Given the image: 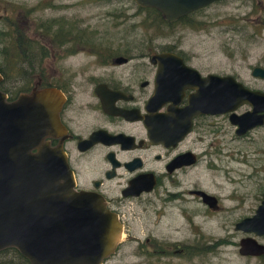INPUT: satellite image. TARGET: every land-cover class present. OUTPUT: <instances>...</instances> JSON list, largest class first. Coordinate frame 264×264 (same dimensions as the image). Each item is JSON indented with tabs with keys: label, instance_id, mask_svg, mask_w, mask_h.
Masks as SVG:
<instances>
[{
	"label": "flooded vegetation",
	"instance_id": "af4514ba",
	"mask_svg": "<svg viewBox=\"0 0 264 264\" xmlns=\"http://www.w3.org/2000/svg\"><path fill=\"white\" fill-rule=\"evenodd\" d=\"M245 2L249 4L246 24L250 36L264 35V14L259 16V6H264V0ZM205 6L168 21L167 25L177 22L187 25L194 18L193 13ZM90 25L82 18L60 16L47 22L48 30L40 32L44 42L23 40L25 52L20 58L11 53L9 67L10 71L23 72L17 77L24 83H7L6 100L44 90L48 100L56 101L57 123L43 140L51 146H62L77 189L101 194L117 213L123 235L128 233L116 249L123 240L134 241L135 254L152 264H161V258L170 257L172 250L182 254L186 253V247L195 245L172 240L159 231L173 202H177L183 222L192 225L198 214L195 208L189 214L185 206L189 196L209 210L221 207L217 195V206L212 207L196 192L204 188L184 184L190 172L201 170L205 162L214 166L206 157L211 158L219 149L204 142L203 132L210 120L207 118L213 119L222 113L229 117L230 112L197 113L191 118L190 129L185 130L190 117L183 108L196 88L180 83L177 77L183 75L180 72L174 75L172 68L165 71L166 77L173 78L169 83L160 79L161 65L179 66L178 62L161 55L174 53L202 75L215 71H203L199 67L200 55L180 47L176 39L162 43L150 36L141 47L139 42L130 41L131 34L127 37V33L118 34L119 38L114 39ZM256 65H264L251 66L253 78L261 81L264 77L252 73ZM232 75L250 89L264 91V83L251 80L247 83ZM252 109L253 105L245 102L236 112ZM258 125L264 122L251 128ZM136 209L148 214L150 226L143 237L132 233ZM196 231H199L197 227Z\"/></svg>",
	"mask_w": 264,
	"mask_h": 264
},
{
	"label": "rangeland",
	"instance_id": "374dc122",
	"mask_svg": "<svg viewBox=\"0 0 264 264\" xmlns=\"http://www.w3.org/2000/svg\"><path fill=\"white\" fill-rule=\"evenodd\" d=\"M259 7L260 16L264 14V6ZM248 11L245 0L215 1L194 12V18L187 25L177 22L157 27L150 23L154 13L135 0H0V30L8 33L0 40V49L8 46L12 52L20 38L42 43L45 39L40 32L48 30L47 22L71 16L90 22V27L114 39L119 38L118 34L127 33L126 37L131 34L130 41L139 42L141 47L150 36L162 43L176 39L180 47L200 55L199 67L203 71L231 73L247 83L250 80L264 83V79L256 80L251 74L253 64L264 65V35L250 36L246 24ZM37 47L40 51L39 44ZM20 75H23L20 70L10 71L6 83H24ZM207 120L204 142L219 149L211 158L206 157L214 166L205 162L201 170L190 172L184 185L199 186L214 193L221 207L209 210L189 196L185 206L190 215L193 208L198 214L192 225L183 222L177 202H173L159 231L172 240L195 245L186 247V253L182 254L172 250L170 257L161 258V264H264L263 254L239 251L242 237L251 235L264 243V234L236 228L239 219L255 212L264 192V125L237 135L228 114ZM134 218L132 233L143 237L150 226L148 214L137 210ZM127 233L122 237L126 239ZM135 250L134 241L123 240L103 264H152L135 254Z\"/></svg>",
	"mask_w": 264,
	"mask_h": 264
},
{
	"label": "water",
	"instance_id": "95a60500",
	"mask_svg": "<svg viewBox=\"0 0 264 264\" xmlns=\"http://www.w3.org/2000/svg\"><path fill=\"white\" fill-rule=\"evenodd\" d=\"M135 1L175 21L215 0ZM161 56L179 66L161 65L160 79L169 83L173 78L166 77L165 71L172 68L174 75H183L177 77L180 83L196 88L183 108L190 117L185 130L197 113L230 112L237 134L264 122V91L250 89L232 74L202 75L174 53ZM252 73L264 77V67L256 65ZM6 96L0 89V249L14 246L30 264H102L120 241L122 223L101 194L76 188L62 146L43 140L56 126V101L48 100L44 90L23 93L13 101ZM245 102L253 109L237 113L236 108ZM196 192L217 206L215 194L203 189ZM236 228L264 234V194L255 212L239 219ZM239 251L261 255L264 243L247 235L240 239Z\"/></svg>",
	"mask_w": 264,
	"mask_h": 264
},
{
	"label": "trees",
	"instance_id": "16d2710c",
	"mask_svg": "<svg viewBox=\"0 0 264 264\" xmlns=\"http://www.w3.org/2000/svg\"><path fill=\"white\" fill-rule=\"evenodd\" d=\"M148 11H152L154 13L153 18L150 23L155 24L157 27H161L162 25H167L168 21L165 20L160 11L155 7H146ZM169 24V23H168ZM8 33L6 31L0 30V40L6 37ZM21 41L15 43V48L12 52H10L8 46H3L0 49V72L3 75V78L0 80V88L3 91H7V76L10 73V60L9 55L13 53L16 58H20L26 49L22 46L23 39L20 38ZM24 45V43H23ZM28 50V48H27ZM18 70H14L16 72ZM23 73V72H22ZM0 264H30L28 258L21 253L18 248L14 246H8L0 249Z\"/></svg>",
	"mask_w": 264,
	"mask_h": 264
}]
</instances>
